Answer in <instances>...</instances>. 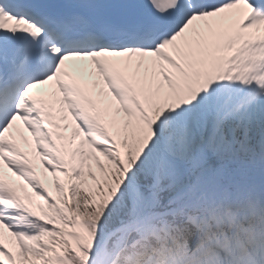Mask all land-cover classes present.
<instances>
[{"label":"snow or ice","instance_id":"snow-or-ice-1","mask_svg":"<svg viewBox=\"0 0 264 264\" xmlns=\"http://www.w3.org/2000/svg\"><path fill=\"white\" fill-rule=\"evenodd\" d=\"M0 264H264V0H0Z\"/></svg>","mask_w":264,"mask_h":264}]
</instances>
